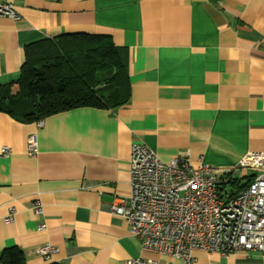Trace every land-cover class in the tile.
Instances as JSON below:
<instances>
[{"label": "crops", "instance_id": "crops-1", "mask_svg": "<svg viewBox=\"0 0 264 264\" xmlns=\"http://www.w3.org/2000/svg\"><path fill=\"white\" fill-rule=\"evenodd\" d=\"M0 1L18 14L0 16V86L19 77L26 44L66 33L107 35L125 48L129 83L115 108L31 122L0 111V147L10 148L0 155V254L16 247L25 264H264L258 250H194L184 263L143 248L111 212L128 200L133 142L164 162L196 166L201 157L231 169L229 193L251 179L235 165L264 151V0ZM45 244L56 249L47 258L36 252Z\"/></svg>", "mask_w": 264, "mask_h": 264}, {"label": "built area", "instance_id": "built-area-1", "mask_svg": "<svg viewBox=\"0 0 264 264\" xmlns=\"http://www.w3.org/2000/svg\"><path fill=\"white\" fill-rule=\"evenodd\" d=\"M0 16L17 19L9 2L0 1ZM35 135L28 137V151L34 153ZM10 148L0 147V155ZM235 167L253 176L239 190L221 196L218 182L231 172L199 158L191 166L186 157L162 161L143 142L130 147V190L128 200L118 199L111 212L120 215L141 246L166 256L193 259L201 250L227 256L236 251H264V151L248 152ZM12 221L11 217L5 219ZM56 249L42 245L36 252L44 257ZM140 259L128 264H146Z\"/></svg>", "mask_w": 264, "mask_h": 264}, {"label": "trees", "instance_id": "trees-1", "mask_svg": "<svg viewBox=\"0 0 264 264\" xmlns=\"http://www.w3.org/2000/svg\"><path fill=\"white\" fill-rule=\"evenodd\" d=\"M127 58V50L107 35L66 33L30 42L19 77L0 86V111L31 122L76 107L123 105L129 99ZM0 264H25L24 254L6 248Z\"/></svg>", "mask_w": 264, "mask_h": 264}, {"label": "rangeland", "instance_id": "rangeland-1", "mask_svg": "<svg viewBox=\"0 0 264 264\" xmlns=\"http://www.w3.org/2000/svg\"><path fill=\"white\" fill-rule=\"evenodd\" d=\"M234 185L230 184L229 182H222V183H219L218 185V191L219 193L221 194V196L225 195V194H228L231 190L234 189Z\"/></svg>", "mask_w": 264, "mask_h": 264}]
</instances>
